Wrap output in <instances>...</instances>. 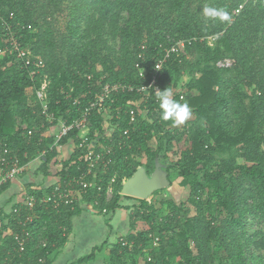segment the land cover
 <instances>
[{
  "label": "trees",
  "instance_id": "16d2710c",
  "mask_svg": "<svg viewBox=\"0 0 264 264\" xmlns=\"http://www.w3.org/2000/svg\"><path fill=\"white\" fill-rule=\"evenodd\" d=\"M44 1L59 9L68 2V30L72 38L81 33L79 41H73L64 63L53 60L48 53L53 43L41 31L33 33L39 27L34 19L36 0H0V151L8 148L21 166L41 157L35 173L49 177L58 147L73 142L76 149L61 162V182L56 184L65 187L87 171L88 149L78 130L57 140L58 121L71 125L81 119L104 85H127L133 91L115 93L90 111L87 143L98 140L94 151L110 161L105 174L98 173L95 179L101 191L76 187L81 198L57 209L37 205L32 213L20 204L10 213L0 209V264H51V255L66 245L73 220L84 211L81 204L106 210L107 217L129 210L119 203L123 183L141 168L151 175L158 157L167 159L174 152L179 159L173 166L190 190L187 203L168 202L170 212L159 223L152 204L159 193L154 192L151 203L142 200L133 208L127 236L111 248L107 241L94 247L72 264L95 262L107 247L108 264H124L126 256L145 251V264H264V256L249 257L250 239L243 234L247 214L264 217V0H219L229 19L212 21L202 17V7H193V0ZM198 1L203 6L204 0ZM95 16L96 37L80 27ZM3 21L12 26L23 47H30L45 62L35 80L15 54L5 51L9 36ZM107 34L120 40L117 55L103 46ZM224 60L232 61V67L218 68ZM160 61L164 63L157 75ZM45 75L53 122L47 120L36 96ZM183 78L187 80L180 84ZM155 87L169 90L173 100L189 105L196 118L190 130L180 132L171 120L161 119ZM232 102L234 125L227 121ZM106 110L111 112L114 131L100 139ZM54 128H59L56 136L47 137ZM152 141L155 147L150 146ZM102 166L99 163L97 171ZM113 178L116 194L107 201ZM87 180L92 181V176ZM11 183L0 188V195ZM54 186L33 189L30 185L27 196L39 200ZM29 216L33 222L25 227ZM139 221L149 229L138 230ZM24 229L31 235L25 251L18 253L15 237H24ZM41 230L42 242L37 245L34 235L38 237Z\"/></svg>",
  "mask_w": 264,
  "mask_h": 264
},
{
  "label": "rangeland",
  "instance_id": "374dc122",
  "mask_svg": "<svg viewBox=\"0 0 264 264\" xmlns=\"http://www.w3.org/2000/svg\"><path fill=\"white\" fill-rule=\"evenodd\" d=\"M194 4L193 7H202V10L204 12L205 8H214V9H222L225 11V6H223L222 3H219V0H204L203 6L198 0H193ZM68 2L66 1L62 6H60V9L47 4L44 0H36L34 9H35V15L34 19L38 22L39 27L35 28L33 30V33L42 32L43 36H45L47 39H49L53 43V49L49 50L48 53H50L51 57L55 61H59L62 63L65 62L67 58L68 50L70 49L71 44L73 41H79L78 35L81 33H78L74 38H72L71 31L68 30V25L70 23V10L67 8L69 7ZM125 17V16H124ZM205 19H209L210 21L217 19L222 20L219 17H208V16H202ZM97 21V16H95L90 22L88 21L87 25L86 22L83 21L81 23V29H84L89 32H92L93 36L98 34L95 25ZM78 26L76 25V29ZM96 31V32H95ZM86 35V34H85ZM84 35H82L81 40L83 39ZM94 37V38H95ZM87 38V37H86ZM86 38H84L86 41ZM103 43L110 47L112 51H114L115 55H117L120 49V40L119 38H112V36L105 35L103 38ZM81 43H84L81 41ZM30 48V47H29ZM106 53L112 54L110 51H106ZM193 57H189V60H192ZM101 70V68H99ZM187 79L183 78L180 82V84H183ZM231 90H228L227 96H229V92ZM140 103L137 104L139 106ZM230 112L231 114L227 117L228 123L234 125L236 120L233 115V111L235 109L234 103L232 102L230 105ZM144 114V113H143ZM145 115V114H144ZM103 133L100 136V139L103 137L110 136L114 128L112 127V115L109 110H106L103 114ZM196 120L195 116L190 114V117L183 123L176 125L177 130L180 132L188 131L190 130L192 123ZM93 144L94 147L99 144L98 140H96ZM101 146V143H100ZM151 147L156 146V141H152L150 143ZM169 158L165 159L163 155H160L156 161V168L154 172L151 175H148L145 168H141L138 173L146 175L150 180L155 176L159 181V188L155 192H158V196L154 202H152L153 206L155 207L157 211V221L160 223L170 212L169 207L167 205L168 202L181 205L182 203H187L190 190L189 187L184 183L183 178L179 175V170L177 167H174L173 165L176 164L177 160L179 159V155L177 153H171L168 156ZM126 183V181L123 183ZM116 187L114 186V192L111 194L107 201H111L114 199V196L116 194ZM152 196V195H151ZM128 196H125L122 193V190L120 192V200L119 203L123 207H128L129 210H126L129 219L130 215L133 212V208L138 207L140 205V201H148L151 203V197H148L146 199L143 198H126ZM14 204L11 203L10 207L8 208V213L12 211L14 208ZM81 206L85 210L93 211L96 210L93 205H85L81 204ZM188 206V205H186ZM98 214H102L105 216L104 213H102L100 210L96 211ZM9 215V214H8ZM4 218V217H3ZM6 218V217H5ZM128 222V221H127ZM244 226H245V238L250 239V246L248 249L249 257L252 256H264V217L259 214H247L244 217ZM137 229L140 231H147L149 229V226L144 221H139L137 225ZM42 230L39 232V235L35 234L34 237L37 239V245L42 242L41 236H42ZM170 235V234H169ZM33 237V238H34ZM228 237V235H227ZM36 245V244H35ZM193 250L195 251L194 246ZM212 249H215V247H212ZM148 251L138 253L137 255L133 256H126L124 259V264H145V257L147 255ZM174 264V263H173Z\"/></svg>",
  "mask_w": 264,
  "mask_h": 264
},
{
  "label": "built area",
  "instance_id": "2783aa9c",
  "mask_svg": "<svg viewBox=\"0 0 264 264\" xmlns=\"http://www.w3.org/2000/svg\"><path fill=\"white\" fill-rule=\"evenodd\" d=\"M4 31L8 33L9 40H8V47L5 48V51L12 52L16 55L18 61L22 64L23 68L29 71V74L33 80L35 77L41 74L42 71L45 69V62L40 56H36L32 53L30 48L23 47L19 40L15 37V34L12 32V26L6 24L3 21ZM2 51L0 50V55ZM169 52H167L168 57ZM164 61H160L155 66V71L158 72L162 69ZM233 62L230 60H224L217 63L218 68H229L232 67ZM137 67H139L137 65ZM141 76L145 72L140 70ZM156 78H154L151 85L155 84ZM48 79L47 75L44 76L43 81L41 83V87L37 89L36 96L37 100L42 105L43 113L45 114L47 120L49 122H53L55 117L53 114L48 112L47 106V86H48ZM146 89L143 88L142 91ZM133 88L131 86L122 85V84H107L104 85L102 88V93L96 97V101L92 103L91 107L86 110L83 114L82 118L78 121H75L71 125H66L63 120L58 121L60 125V130L57 135V139L60 140L62 137H65L70 133L72 130H78L81 134L82 132L86 131L89 132L88 125H89V118H90V111L100 107L105 101L111 100V96L115 93H123V92H131ZM160 91L159 88L155 87V92ZM82 144L87 146L88 152L85 155V161L88 164L87 171L83 173L78 179L70 181L66 184L65 187H61V185L54 186V190L50 195H45L41 199H37L34 196L26 197L22 201L20 205L27 208L30 212H34L37 205H50L54 209L59 208L61 205H72L74 199H80L82 196V192L77 190L76 187H80L82 190L87 191L89 189H97L101 191L102 187L95 182V179L98 177V173L105 174L107 167H109L110 161H108L103 153H96L94 151V146L92 143H87V136L82 137ZM85 146V147H86ZM45 154L42 153L41 156ZM101 163L102 169L97 171V166ZM26 171V166H21L17 159H14L10 156V151L8 148H4L0 151V188L5 186L8 182H13L15 179L21 177L23 173ZM89 176H92L93 180L88 181L87 179ZM115 186V178H113L106 190V198L108 200L109 196L113 194ZM17 212V210H14ZM106 213V210L103 211ZM33 222V217L29 216L23 226H27L28 224ZM24 237L16 236L15 240L19 246L18 253H23L26 249V243L28 238L31 235V232L28 230L23 231ZM158 245V240H155L154 246Z\"/></svg>",
  "mask_w": 264,
  "mask_h": 264
},
{
  "label": "crops",
  "instance_id": "0c3cea01",
  "mask_svg": "<svg viewBox=\"0 0 264 264\" xmlns=\"http://www.w3.org/2000/svg\"><path fill=\"white\" fill-rule=\"evenodd\" d=\"M58 130L59 128H54L46 133V136H56ZM87 134L88 132L86 131L79 134L80 139ZM57 140L54 145L57 143ZM92 144L95 143L92 142ZM75 149L76 145L73 142L69 145L58 147V155L54 160L57 163L56 165L54 164V167L52 166L53 174L49 177H42L35 173L41 159V157H36L26 166L25 174L15 179L11 183L10 188L0 195V209L8 213L11 203L14 205L21 204L27 195L30 185L35 187L33 189H49L59 184L61 177L58 176V173L61 170V162L70 159ZM96 211L84 209L82 214L73 220V231L66 245L51 255V264H72L81 257L90 254L94 247L100 246L107 241V246L111 248L119 238L129 234L130 220L127 212L118 210L113 216L107 217V215L103 216L96 213ZM108 247L95 262L90 264H108Z\"/></svg>",
  "mask_w": 264,
  "mask_h": 264
},
{
  "label": "clouds",
  "instance_id": "9594fccd",
  "mask_svg": "<svg viewBox=\"0 0 264 264\" xmlns=\"http://www.w3.org/2000/svg\"><path fill=\"white\" fill-rule=\"evenodd\" d=\"M204 15L208 17H219L222 20H228L229 15L222 9L205 8ZM157 100L161 111V119L164 121L171 120L174 124H183L191 114L189 105L179 103L172 99L171 92L167 89L157 91Z\"/></svg>",
  "mask_w": 264,
  "mask_h": 264
},
{
  "label": "water",
  "instance_id": "95a60500",
  "mask_svg": "<svg viewBox=\"0 0 264 264\" xmlns=\"http://www.w3.org/2000/svg\"><path fill=\"white\" fill-rule=\"evenodd\" d=\"M159 181L154 176L151 180L144 174L137 173L132 179L126 181L122 187L125 196L146 199L158 190Z\"/></svg>",
  "mask_w": 264,
  "mask_h": 264
}]
</instances>
